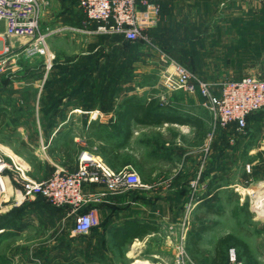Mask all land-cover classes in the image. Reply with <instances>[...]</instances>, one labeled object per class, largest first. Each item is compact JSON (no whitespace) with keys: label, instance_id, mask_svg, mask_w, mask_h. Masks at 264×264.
<instances>
[{"label":"crops","instance_id":"obj_1","mask_svg":"<svg viewBox=\"0 0 264 264\" xmlns=\"http://www.w3.org/2000/svg\"><path fill=\"white\" fill-rule=\"evenodd\" d=\"M149 1L161 8L155 38L165 54L199 62L195 74L200 77L264 78V0ZM69 10L49 28L56 31V36L70 31V40L96 47L106 41L110 45L113 37L119 38L90 34L95 26L85 31L78 4ZM55 53L53 68L47 70L41 62L37 68H29L27 75L23 73L14 85L0 86V110L6 114L0 141L26 160L33 179L46 180L57 170L73 173L80 155L88 152L114 172L138 174L146 186L134 190V197L110 195L102 204L92 206L99 218L123 207L124 220L151 223L157 229L160 222L163 226L184 217L193 182H197V189L191 218L201 225L219 215V196H233L235 156L247 157L252 171L250 167L244 174L257 176L248 191L256 186L264 193V110L248 117L243 134H238L235 127L213 133L212 116L202 98L175 92L166 103H160L147 88H116V79L113 88L107 89L106 77H121V72L101 67L85 75L80 69L67 70L61 64V54ZM95 54L64 55V61L70 56L83 64V57ZM132 96L146 104L154 98L153 112L167 120L143 125L141 118L123 117V100ZM28 109L32 110L31 116L24 113ZM85 189L96 193L104 187ZM205 225L213 227L207 234L216 229L215 223Z\"/></svg>","mask_w":264,"mask_h":264},{"label":"rangeland","instance_id":"obj_2","mask_svg":"<svg viewBox=\"0 0 264 264\" xmlns=\"http://www.w3.org/2000/svg\"><path fill=\"white\" fill-rule=\"evenodd\" d=\"M44 1L46 3L41 14V25L44 30L53 26L64 13L71 12L73 9H69L76 6L78 2V0ZM63 5L65 7L70 5L69 9L63 8ZM69 32L57 36L54 34L49 39L48 48L50 55L53 56L52 66L57 62L56 51L61 54L60 59L63 60H61V64H64V68L67 70L81 66L83 70L102 67L106 70L121 72V77H106L107 89L113 88V80L116 79V88L122 90L131 87L147 88L158 97L160 103H166L169 95L172 94L163 87L162 68L164 66L160 58L161 53L164 52L156 44L155 48L144 44L132 45L113 37L110 45L106 41L105 44L96 47L87 45L86 41L78 43L70 40ZM0 40L2 46L8 48V53L4 56L8 60L4 68L5 73L0 75V86H8L11 83L14 85L16 79H20L29 68H37L38 64L43 63L44 67L49 70L45 57L27 54L28 42L4 37V26L1 23ZM52 41L54 42L53 46L50 44ZM13 48L16 52L13 51ZM18 49L19 52H17ZM81 52L85 56L95 52L96 54L87 59L83 57V64H80L78 58L72 60L70 56L66 57L64 61V55ZM174 55L171 56L176 62L197 73L195 68L200 67L199 62L180 60L176 54ZM133 70H136L137 73H133ZM149 70L154 73H148ZM204 78L211 83L241 79V77ZM255 78L264 80V78ZM30 82L29 80L28 83ZM24 113L31 116L32 110H25ZM0 147L5 148L1 141ZM10 152V156L22 159L25 162V168L29 171L26 160L12 151ZM26 159L33 165L30 157ZM234 159L233 196L228 194L227 199H225V194L219 196L217 208L220 214L205 222L215 223L216 229L213 233L202 238L199 251H195L190 246L191 239L196 236V226L199 225L192 218L185 226L183 218L174 222H166L167 224L164 223L163 226L161 222L158 223L157 232L146 237L143 241L133 242L124 249L122 254L114 248L111 236L114 230L120 227L124 219L127 218L121 211L124 210L123 207L112 209L113 213L104 215L103 218H99L97 215V225L90 234L80 236L74 233V219L69 211L53 208L44 200L36 199L7 212L4 210L5 206H8L4 203L6 199L0 195V204H2L0 226L11 221L15 224L14 227L0 230V264H133L137 260L149 261L152 264H208L216 241L227 233L247 242L255 258L260 264H264V219H256V215L254 216L249 210L251 208L253 211V204L259 199L261 190L257 191L256 186L251 189L253 192H249L247 189L253 186L251 184L257 182L255 181L256 175L249 178L248 175L252 173L244 174L246 170L248 171V158L238 155ZM35 173L37 174L36 170ZM28 177L34 178L32 171L28 172ZM133 191L129 190L124 194H131L134 197L136 193ZM82 212L87 213L88 211L86 212L84 208ZM162 248L166 250L161 252ZM178 248H183L184 251V257L181 260H178ZM226 252L228 264H235L233 259L237 264H244L240 250L230 246Z\"/></svg>","mask_w":264,"mask_h":264},{"label":"built area","instance_id":"obj_3","mask_svg":"<svg viewBox=\"0 0 264 264\" xmlns=\"http://www.w3.org/2000/svg\"><path fill=\"white\" fill-rule=\"evenodd\" d=\"M45 3L44 0H0V23L4 26V37L28 42L27 54L45 57L50 69L53 56L50 55L48 41L56 31L42 28L41 14ZM78 8L84 17L85 31L95 26L90 34L119 36L125 41L155 48L151 32L159 25V5L149 0H79ZM1 42L0 75L5 73L8 60L4 57L8 48L3 47ZM160 59L164 66L162 80L165 90L202 98L204 107L212 116L213 133L218 129L235 127L238 134H243L248 117L264 110V80L248 76L210 83L164 53H161ZM10 155L9 149L0 147V195L8 204L4 210L9 212L14 207L41 198L53 208L69 211L74 219V233L80 236H88L97 225L96 209L91 208L83 213L84 208L102 204L110 195L146 188L138 174L114 172L88 152L80 155L77 171L68 173L57 170L42 181L28 177L25 162ZM247 169L249 171L250 167ZM87 186H103L104 190L88 193L85 189ZM192 187L193 193L185 206L184 226L191 219L195 206L193 195L197 182H193ZM258 203L256 200L253 204V211L258 219H264V215H259L257 210ZM183 257V248H178V260ZM233 262L237 264L234 259Z\"/></svg>","mask_w":264,"mask_h":264},{"label":"trees","instance_id":"obj_4","mask_svg":"<svg viewBox=\"0 0 264 264\" xmlns=\"http://www.w3.org/2000/svg\"><path fill=\"white\" fill-rule=\"evenodd\" d=\"M79 2V0H78ZM77 2V4H78ZM158 29V27L151 32V37L154 40V43L156 44V38H155V32ZM118 39L128 43V44H136L129 41H125L122 37H119ZM53 68V66H52ZM93 68V69H97ZM82 70L85 75L90 71L83 70L81 66L77 68H72V71ZM91 69V70H93ZM69 70V68H68ZM33 73V72H32ZM30 73V74H32ZM27 75V73H25ZM29 74V75H30ZM78 76H75L77 78ZM204 80L207 81L206 78L201 77ZM156 100L154 98H150L148 103H143V100L132 96L129 98H126L123 100V108H122V116L126 118H141V123L143 125H158L163 122V120H167L163 115L157 114L153 112V106L155 104ZM6 123V114L0 110V128L4 126ZM66 154V151H64ZM38 180V179H35ZM42 200L41 198H39ZM92 208H86V212L89 211ZM62 210V209H61ZM14 222H8L6 225L0 226V230L4 228H11L14 227ZM212 226L201 224L196 227V236L191 239L190 246L195 251H199L200 244L202 242V238L204 235L209 233L212 230ZM157 227L154 224L151 223H142L133 221L130 219H126L123 221L122 225L118 227L116 230H114L112 234V241L114 248L119 252L123 254V251L125 248L130 246L135 240H143L147 236L157 232ZM233 247L235 249L240 250L241 252V258L243 259L244 264H260L259 261L255 258L253 255L250 246L244 242L243 240L239 239L238 237L234 235H225L222 238H220L215 246L214 253L209 258L208 264H228V256L226 249L228 247Z\"/></svg>","mask_w":264,"mask_h":264},{"label":"bare ground","instance_id":"obj_5","mask_svg":"<svg viewBox=\"0 0 264 264\" xmlns=\"http://www.w3.org/2000/svg\"><path fill=\"white\" fill-rule=\"evenodd\" d=\"M263 191V190H262ZM258 211H259V215L263 216L264 215V193L263 192H259V199H258ZM260 206V207H259ZM140 245V244H139ZM137 246V245H136ZM133 264H152L149 261H139L137 260L136 262H134ZM155 264V263H154Z\"/></svg>","mask_w":264,"mask_h":264}]
</instances>
